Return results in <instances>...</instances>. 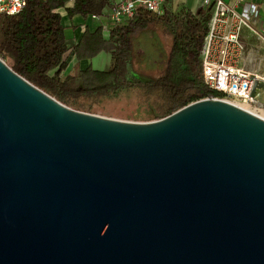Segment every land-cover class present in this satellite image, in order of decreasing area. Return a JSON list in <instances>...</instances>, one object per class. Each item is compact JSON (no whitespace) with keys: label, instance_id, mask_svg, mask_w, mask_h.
<instances>
[{"label":"water","instance_id":"1","mask_svg":"<svg viewBox=\"0 0 264 264\" xmlns=\"http://www.w3.org/2000/svg\"><path fill=\"white\" fill-rule=\"evenodd\" d=\"M0 264H264V119L105 118L0 57Z\"/></svg>","mask_w":264,"mask_h":264},{"label":"trees","instance_id":"2","mask_svg":"<svg viewBox=\"0 0 264 264\" xmlns=\"http://www.w3.org/2000/svg\"><path fill=\"white\" fill-rule=\"evenodd\" d=\"M114 0H27L22 11L0 19V57L18 75L63 105L95 113L106 101L130 97L137 100L136 121L164 119L191 103L220 98L202 78L201 50L207 33L210 11L170 6L161 16L138 9L127 25L110 29L85 28L73 47L78 62L92 60L102 52L112 56L107 70H85L62 76L70 51L61 10L70 18L87 21L104 15ZM158 31L169 41L157 62L158 73L146 77L135 70L136 40Z\"/></svg>","mask_w":264,"mask_h":264},{"label":"built area","instance_id":"3","mask_svg":"<svg viewBox=\"0 0 264 264\" xmlns=\"http://www.w3.org/2000/svg\"><path fill=\"white\" fill-rule=\"evenodd\" d=\"M262 1L202 0L200 9L209 10L210 19L200 57L203 81L220 95L216 99L264 110V76L243 63L249 56L243 38L245 30L264 43V29L257 27ZM26 3L27 0H0V19L19 14ZM170 6L176 11L174 0H114L104 15L89 19L99 22L107 36L110 29L130 23L140 8L161 16Z\"/></svg>","mask_w":264,"mask_h":264},{"label":"rangeland","instance_id":"4","mask_svg":"<svg viewBox=\"0 0 264 264\" xmlns=\"http://www.w3.org/2000/svg\"><path fill=\"white\" fill-rule=\"evenodd\" d=\"M197 2H199V0ZM198 10L193 11L197 12ZM62 13H64V11H62ZM83 29H85V27H83ZM243 38L249 51V56L248 58L243 60V63L249 69L257 71L260 74L264 75V43L253 36L249 32V30L244 31ZM168 43L169 41L166 40L158 31H150L147 34L138 37L135 44V70L139 74L146 77L155 76L158 73V68L155 69V67L157 66L156 63L161 59L164 48L167 49ZM97 57L94 58L93 61L94 70L103 71L111 67V54L102 52L99 57ZM66 66V71L62 73L63 77L74 72L75 69H77L76 64L74 68L71 67V64H66ZM254 110L259 114H262L261 112L264 113V110L259 107ZM140 113L141 110L138 107L137 100H134L130 97H123L119 100L106 101L98 109L95 110V113L90 114L128 122H147L136 121L137 119H135L134 117L140 115Z\"/></svg>","mask_w":264,"mask_h":264},{"label":"crops","instance_id":"5","mask_svg":"<svg viewBox=\"0 0 264 264\" xmlns=\"http://www.w3.org/2000/svg\"><path fill=\"white\" fill-rule=\"evenodd\" d=\"M198 0H174V7L180 8V7H187L189 9L193 10H198L201 6V1L197 2ZM225 1H232V0H225ZM64 11V13H62ZM60 13L62 14V23L63 26L65 27V34L68 40V46L70 47V51L67 53L68 57V64H71V67L74 68L75 64L76 67L79 68L80 70H85L89 66L93 67V60H83L78 62L76 60V55L75 52L73 51V47L80 41L82 38L85 29L83 27L88 28L90 31H93L99 24V22L92 21L91 19H88L85 21L83 18L80 16H76L74 18H70L65 10H61ZM257 27L259 30L264 29V0L261 3V17L257 22ZM100 55V54H99ZM98 55V57H99ZM97 57V58H98Z\"/></svg>","mask_w":264,"mask_h":264},{"label":"bare ground","instance_id":"6","mask_svg":"<svg viewBox=\"0 0 264 264\" xmlns=\"http://www.w3.org/2000/svg\"><path fill=\"white\" fill-rule=\"evenodd\" d=\"M262 76H264V75H262ZM235 105H237V106L241 107L242 109L249 111V112L261 117L262 119H264V113L263 112H261L262 114H259V113L255 112L254 108H252V107L244 106V105H238V104H235Z\"/></svg>","mask_w":264,"mask_h":264}]
</instances>
